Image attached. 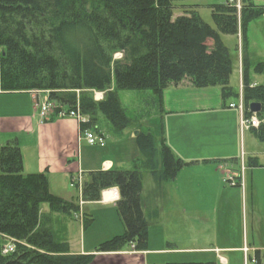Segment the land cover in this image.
Wrapping results in <instances>:
<instances>
[{"label":"trees","instance_id":"1","mask_svg":"<svg viewBox=\"0 0 264 264\" xmlns=\"http://www.w3.org/2000/svg\"><path fill=\"white\" fill-rule=\"evenodd\" d=\"M176 0H0V92L50 90L61 105L77 106L92 124L104 115L119 131L132 123L119 90H151L162 108L169 88L219 86L224 98L238 97L230 78L234 63L221 33L240 34L245 114L260 102L264 120V84L248 74L247 29L264 15V6L241 0L208 3L215 27L203 20L196 5ZM122 53V58H115ZM255 72L264 73V63ZM79 91V93H77ZM94 91L105 92L96 100ZM264 142V122L252 128ZM136 145L141 163L132 170H99L88 174L83 199L96 201L104 189L117 187V211L124 230L101 242L97 252L148 249L149 223L142 200L143 169L159 182L171 181L186 164L167 145L162 133L141 130ZM237 182V181H236ZM238 182L236 183V185ZM78 218L77 203L50 191L45 173H25L22 150L15 140L0 145V264H92L93 253H72L58 241L41 212ZM84 229L93 221L82 213ZM7 243L13 251L3 253ZM168 264H216L214 261Z\"/></svg>","mask_w":264,"mask_h":264},{"label":"crops","instance_id":"2","mask_svg":"<svg viewBox=\"0 0 264 264\" xmlns=\"http://www.w3.org/2000/svg\"><path fill=\"white\" fill-rule=\"evenodd\" d=\"M238 64L239 83L231 84L236 93L243 87L241 53ZM104 95L105 92H97L95 99L101 100ZM150 97L153 119L144 118V122L116 133L112 123L100 114L92 124L83 127L71 117L54 116L40 123L32 91L0 92V145L15 140L22 150L24 172L45 173L54 195L77 203L82 198V190L72 185L76 177L81 174L84 182L93 171L134 169L142 159L135 131L162 133L167 145L186 164L167 182L155 180L149 171L153 182L142 191L144 214L149 223L148 249L96 251L100 242L124 230L117 201L112 199L111 191L118 190L115 187L102 190L99 200L85 201L83 212L93 215L95 220L99 211L110 212L117 220L116 229H105V240L87 244L83 239L75 248L66 240L70 252L95 254L92 264H158L161 256L181 250L242 252V262L253 252L254 260L260 262L264 259V145L260 144L264 142L253 129L242 127L240 109L229 107L237 97L224 98L219 86L166 89L162 108L155 102L153 94ZM89 130L101 138L100 143H89L86 137ZM248 140L252 145L249 149ZM231 176L237 185L229 183ZM44 206H41V212L50 214L47 226L55 238L58 224L65 229L70 221L78 220L50 212L49 205ZM238 206L239 213L233 212ZM233 218L237 220L236 224H233ZM189 219L206 221L211 234L217 231L227 237L224 244L233 240L231 234L235 228L240 234V243L196 249L179 248L176 244V248H172L170 243L167 247L162 240L153 246L150 235L154 228H159V233L165 236L167 221L170 226L187 225ZM220 263L227 264V258L220 256Z\"/></svg>","mask_w":264,"mask_h":264},{"label":"rangeland","instance_id":"3","mask_svg":"<svg viewBox=\"0 0 264 264\" xmlns=\"http://www.w3.org/2000/svg\"><path fill=\"white\" fill-rule=\"evenodd\" d=\"M224 0H176L175 4L177 6L181 5H196V9L199 12V15L203 18L204 21L210 23L215 27V23L212 18L211 9L208 6V3H218ZM257 6H264V0H251ZM222 40L224 44L229 48L230 54L234 63V69L231 75L230 85L238 84L240 80V75L237 71V66L239 65V57L240 53H242V43L241 39L237 35H229L222 34ZM247 47L245 49V56L248 59V74L252 79H254L258 84H264V73L255 72V65L258 63H264V15L252 20L247 29ZM241 51V52H240ZM122 53H116L114 55L115 58H122ZM151 90H142V91H134V90H119V97L121 103L126 110L127 115L132 119L133 124H137L138 122H144V118L153 119L152 118V109L153 104L150 100ZM15 97V96H13ZM108 123H111L104 115L100 114ZM111 125V124H110ZM116 131V130H115ZM116 133H120V131H116ZM260 144V143H259ZM264 145V144H260ZM251 142L248 140L247 147H251ZM140 158L142 155L140 153ZM137 167L134 165L133 168ZM143 188H147L150 183L153 182L149 171L143 169ZM76 189V188H75ZM44 207H47L48 203H43ZM235 213H239V206L235 207L233 210ZM93 221L84 229L83 221L74 220L70 221V224H67V227L63 229L62 224H58L57 226V234L56 239L58 241H69L72 248H75L77 245L81 243V241L89 242H99L103 240L105 229L115 230L117 225V220L113 217V215L104 211L98 212V218L95 220L94 216ZM189 224H180L176 223V225L170 226L169 221L166 222L168 226L167 235L163 236L159 232V228L153 229L150 235L151 243L153 246H157L160 242L169 244L170 247L176 248H213L214 246L221 247V245H229L234 246L240 243V234L238 230L233 229V233L231 234L230 243L224 244L226 241V236H223L222 233L212 232L210 233L209 228L207 227V222L201 219L199 220H188ZM237 220L233 218V224H236ZM78 228V229H77ZM119 235V234H118ZM112 238V237H111ZM105 240V239H104ZM177 241V243H176ZM103 242V241H102ZM101 243V242H100ZM99 243V244H100ZM168 247V245H166ZM249 259H246L242 262V252H210L205 250H195V251H185L181 250V252H170L161 256L158 264H167V263H176V262H206V261H215L217 264L220 263V256L226 257L228 260L227 264H264V259L260 262L254 260V253H249Z\"/></svg>","mask_w":264,"mask_h":264},{"label":"built area","instance_id":"4","mask_svg":"<svg viewBox=\"0 0 264 264\" xmlns=\"http://www.w3.org/2000/svg\"><path fill=\"white\" fill-rule=\"evenodd\" d=\"M229 3L234 5L238 12H240L242 4L241 0H228ZM79 93V91H77ZM35 97H36V105L38 106L39 110V118H40V123H44L45 121L50 120L52 117H57V118H65V117H71L74 118L78 121L80 125L83 123H88L89 119L87 116H85L79 107V100L77 99V106L72 107L70 105H61L58 104L51 96V91L50 90H37L34 91ZM230 107H238L242 113V127L245 129H252V128H258L264 120H261L258 116L252 115V116H247L244 113V100L242 94L240 95V98L237 103L233 102L229 104ZM87 140L91 144H96L100 142V137L95 135L93 131L89 130L86 133ZM229 183L232 185H235L237 182L235 178L232 176L228 179ZM82 184H83V176L80 174L78 177H76L73 180L72 185L73 186H78L79 189L82 190ZM112 199L118 200L120 197L119 190H112ZM85 201L81 198L80 199V207L84 205ZM80 218H82V208L80 211ZM13 244L7 243L3 253H8L13 251Z\"/></svg>","mask_w":264,"mask_h":264},{"label":"water","instance_id":"5","mask_svg":"<svg viewBox=\"0 0 264 264\" xmlns=\"http://www.w3.org/2000/svg\"><path fill=\"white\" fill-rule=\"evenodd\" d=\"M249 108L252 113H259L262 110V105L260 102H252L250 103ZM138 134H139V131L136 130L135 136H138Z\"/></svg>","mask_w":264,"mask_h":264}]
</instances>
